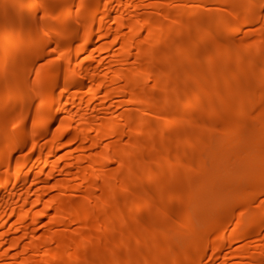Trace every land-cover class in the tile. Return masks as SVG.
Masks as SVG:
<instances>
[{
	"label": "bare ground",
	"instance_id": "bare-ground-1",
	"mask_svg": "<svg viewBox=\"0 0 264 264\" xmlns=\"http://www.w3.org/2000/svg\"><path fill=\"white\" fill-rule=\"evenodd\" d=\"M0 264H264V0H0Z\"/></svg>",
	"mask_w": 264,
	"mask_h": 264
}]
</instances>
